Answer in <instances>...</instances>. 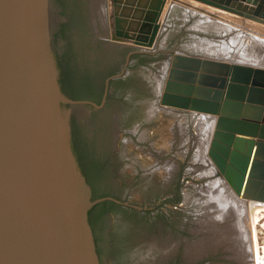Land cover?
Instances as JSON below:
<instances>
[{"label":"water","instance_id":"95a60500","mask_svg":"<svg viewBox=\"0 0 264 264\" xmlns=\"http://www.w3.org/2000/svg\"><path fill=\"white\" fill-rule=\"evenodd\" d=\"M196 1L264 23V0ZM54 9L0 0V264H99L87 220L96 201L60 108ZM158 104L215 116L209 159L236 196L264 204V67L176 50Z\"/></svg>","mask_w":264,"mask_h":264},{"label":"rangeland","instance_id":"374dc122","mask_svg":"<svg viewBox=\"0 0 264 264\" xmlns=\"http://www.w3.org/2000/svg\"><path fill=\"white\" fill-rule=\"evenodd\" d=\"M115 1L121 37L145 49L164 40L161 50L146 52V69L136 74L140 112L124 128L137 133L121 134L114 157L121 198L160 207L148 215L114 208L108 263L264 264V211L253 225L242 205L260 204L235 196L209 159L212 128L200 113L158 104L171 54L184 42L211 46L217 55L225 51L218 58L264 67V23L196 0ZM122 3L128 8H119Z\"/></svg>","mask_w":264,"mask_h":264},{"label":"flooded vegetation","instance_id":"af4514ba","mask_svg":"<svg viewBox=\"0 0 264 264\" xmlns=\"http://www.w3.org/2000/svg\"><path fill=\"white\" fill-rule=\"evenodd\" d=\"M50 1L60 18L53 32V60L56 82L65 97L60 108L68 149L89 199L96 201L87 220L97 261L109 264L107 232L114 224V208L148 215L160 207L158 203L140 207L121 198L114 157L121 134L137 133L124 127L140 112L137 98L142 86L136 74L146 69L144 56L163 47L145 49L115 38L122 33L120 19L111 14L109 0Z\"/></svg>","mask_w":264,"mask_h":264},{"label":"bare ground","instance_id":"6f19581e","mask_svg":"<svg viewBox=\"0 0 264 264\" xmlns=\"http://www.w3.org/2000/svg\"><path fill=\"white\" fill-rule=\"evenodd\" d=\"M124 1H126V0H124ZM107 3H108V7H109V10H110V12H111V14L112 15H115V6L118 4V1H115L114 0V2H112L111 0H109V1H107ZM101 5H103V4H101ZM101 5H100V7H101ZM128 6L129 5H125V4H119V8H128ZM107 8V7H106ZM108 9V8H107ZM104 10V9H103ZM109 12V11H108ZM107 14H109V13H107ZM118 17V19H121V16L120 15H122V14H116ZM110 17V16H109ZM112 17V16H111ZM116 18V19H117ZM107 20V19H106ZM112 20H113V18H112ZM109 21V20H108ZM116 21V20H115ZM114 21V22H115ZM107 23V22H106ZM119 24H122L121 23V21L119 22ZM111 26H112V24H111ZM122 26H123V24H122ZM121 29V28H120ZM122 31H124L123 29H121ZM143 39L144 40H146V41H149V39L148 38H144L143 37ZM149 43V42H148ZM159 47H164V40L160 43V46ZM179 49H181V50H178V51H181V52H186V53H189V54H195V55H201V56H206V57H212V58H218L219 56H222L224 53H225V51H220L219 52V55H217L215 52H214V50H213V48L211 47V46H206V47H203L201 44H197V43H187V42H184V43H182L181 44V46H180V48ZM190 51V52H189ZM196 52V53H195ZM200 53H203V54H200ZM208 54V53H212V54H214L215 56H217V57H214V56H210V55H205V54ZM218 59H223V60H227V59H224V58H218ZM227 61H231V60H227ZM231 62H235V61H231ZM238 63H242V62H238ZM243 64H248V63H243ZM250 65H253V64H250ZM260 65V64H259ZM253 66H258V65H253ZM259 67H263V66H259ZM150 110H149V118L152 116V115H154V113H155V111H156V107H155V105L154 106H152L151 108H149ZM201 115H202V117H203V121H205V124H207L208 126H210L211 128H212V131H213V129H214V124H215V116H213V115H209V114H205V113H201ZM224 183V182H223ZM226 186V185H225ZM235 195V194H234ZM236 196V195H235ZM186 198V197H185ZM252 202V201H251ZM255 203V202H254ZM258 204H260V205H257V204H250V203H245L244 205H242L244 208H245V210L246 211H249V213H250V217H252V222L251 223H253V225L255 224V220L258 218V215H259V211H264V204H261V203H258ZM241 206V207H242ZM243 208V209H244ZM244 210V211H245ZM245 214V213H244ZM247 214V213H246ZM245 214V215H246ZM247 216V215H246ZM249 216V215H248ZM243 217V216H242ZM248 218V217H247ZM241 219H244L245 220V218H241ZM249 219V218H248ZM240 220V218L238 219V221ZM242 221V220H241ZM235 223V222H234ZM240 223V222H239ZM241 224V223H240ZM252 225V226H253ZM238 227H240V226H238ZM254 229V228H253ZM234 236V235H233ZM254 238V237H253ZM228 240V239H227ZM230 240V239H229ZM231 240H233V239H231ZM230 240V241H231ZM253 242V241H252ZM256 244V243H255ZM254 244V245H255ZM231 246V245H230ZM255 247V246H254ZM257 247V246H256ZM230 248V247H229ZM232 249V248H231ZM236 249V248H235ZM238 249V248H237ZM234 251H236V250H234ZM239 252H240V249H239ZM264 253V252H263ZM253 254V253H252ZM245 257H247V256H245ZM237 258V257H236ZM262 260H264V257L262 258Z\"/></svg>","mask_w":264,"mask_h":264},{"label":"crops","instance_id":"0c3cea01","mask_svg":"<svg viewBox=\"0 0 264 264\" xmlns=\"http://www.w3.org/2000/svg\"><path fill=\"white\" fill-rule=\"evenodd\" d=\"M195 112H193V114H194ZM201 114V113H200ZM202 117V116H201Z\"/></svg>","mask_w":264,"mask_h":264}]
</instances>
